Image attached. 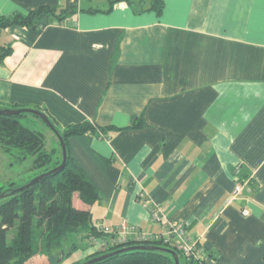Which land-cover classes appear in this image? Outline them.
<instances>
[{
  "label": "crops",
  "instance_id": "obj_1",
  "mask_svg": "<svg viewBox=\"0 0 264 264\" xmlns=\"http://www.w3.org/2000/svg\"><path fill=\"white\" fill-rule=\"evenodd\" d=\"M131 1L0 0V18L76 11L0 31L13 48L0 107L40 110L61 132L116 129L68 141L102 195L84 207L98 242L123 222L163 234L149 202L185 225L205 264H264V0H163L161 14ZM88 243L69 264L97 252Z\"/></svg>",
  "mask_w": 264,
  "mask_h": 264
},
{
  "label": "trees",
  "instance_id": "obj_2",
  "mask_svg": "<svg viewBox=\"0 0 264 264\" xmlns=\"http://www.w3.org/2000/svg\"><path fill=\"white\" fill-rule=\"evenodd\" d=\"M121 1L133 4L131 0H109L110 9ZM163 8V0L152 3L151 9L159 14ZM74 13L75 10L67 13L54 7H41L27 15L17 13L11 17H1L0 31L11 26L37 27L43 16L55 17L59 22H63L68 15ZM12 52V44L2 43L0 37V65ZM26 116L38 119L46 125L30 113L0 114V154L12 157V163H23L31 159V170L37 172V177L60 166L63 162V152L58 138L61 157L57 159V149L48 152L45 147V135L21 123L20 119ZM52 123L57 128L54 121ZM144 126L142 121H136L128 130ZM114 131L116 129L113 127H96L90 122L69 126L63 132L59 131L67 147V164L61 171L46 176L20 191L15 192L22 187L15 183H10L9 189L0 188V194H5L0 200V264H56L62 252L71 256L85 249L86 241L101 236L94 225L92 212L83 206L94 205L102 199V195L71 156L68 141L73 136L88 132H99L101 136L109 138ZM55 159L56 163L50 168ZM76 198L82 207L77 205ZM36 229L41 230L40 248H34ZM10 231H14L11 242L8 240ZM66 245L69 247L67 253ZM134 245L147 248L123 252L94 264H176L174 256L163 249L175 251L180 264H205L202 258L187 260L175 247L155 240L130 242L106 251H97L86 261ZM58 251L61 252L58 254Z\"/></svg>",
  "mask_w": 264,
  "mask_h": 264
},
{
  "label": "built area",
  "instance_id": "obj_3",
  "mask_svg": "<svg viewBox=\"0 0 264 264\" xmlns=\"http://www.w3.org/2000/svg\"><path fill=\"white\" fill-rule=\"evenodd\" d=\"M236 172L239 173L240 171L237 170ZM242 188V184L236 185L234 196H237ZM150 205L149 202L146 203V206L150 207L152 220L164 227L163 234H148L136 225L123 222L114 228H108L107 235L111 236L109 239L98 242L97 238L93 237L91 239L92 246H95L97 251H106L130 242L155 240L163 241L164 244L175 247L187 260L205 259L204 248L191 240L183 223L171 221L162 210L154 209ZM243 214L248 215V211L245 210Z\"/></svg>",
  "mask_w": 264,
  "mask_h": 264
},
{
  "label": "rangeland",
  "instance_id": "obj_4",
  "mask_svg": "<svg viewBox=\"0 0 264 264\" xmlns=\"http://www.w3.org/2000/svg\"><path fill=\"white\" fill-rule=\"evenodd\" d=\"M102 4L103 2L100 1ZM98 2V6H102ZM18 109H31V108H18ZM21 123L29 128H32L33 130L42 132L45 135L46 141H45V147L48 152H52L53 150L57 149V154L56 156L61 157V154L59 152V144H58V139L54 135V133L46 126L44 125L40 120L34 119L31 116H26L20 119ZM0 188L2 187L3 189H9L10 183H15L16 185H21L24 186L28 182H30L32 179L35 178V175L37 172L31 170L32 166V160L28 159L26 162L23 163H12L13 158L12 157H7L5 155L0 154ZM56 163V159L53 161V164L50 165V168L53 167V165ZM75 201L79 203V199L76 198ZM82 205V204H81ZM83 206V205H82ZM86 206V205H85ZM83 206V207H85ZM41 230L36 229L35 230V235H34V248H40L42 247V238H41ZM14 236V231H10L9 233V242H11L12 237ZM88 242V241H86ZM88 245L91 246L90 243ZM97 246V245H96ZM94 247V246H91ZM66 253L69 251V247L66 245L65 246ZM61 251H58V254ZM72 256V255H71ZM70 255H64L63 259L61 262H58L56 264H69V259H71Z\"/></svg>",
  "mask_w": 264,
  "mask_h": 264
},
{
  "label": "water",
  "instance_id": "obj_5",
  "mask_svg": "<svg viewBox=\"0 0 264 264\" xmlns=\"http://www.w3.org/2000/svg\"><path fill=\"white\" fill-rule=\"evenodd\" d=\"M22 113H30L32 115H35L36 117H38L39 119H41L50 129L51 131L57 136V138L60 141L61 147H62V152H63V162L61 163L60 166H58L57 168L53 169L50 172L41 174L37 177H35L34 179H32L30 182H28L26 185L18 188L15 190L16 191H20L23 190L25 188H28L30 186H32L33 184H36L37 182H39L40 180H42L44 177L49 176L53 173L59 172L61 171L67 164V147H66V143L65 140L63 138V136L60 134L59 130H57V128L55 127V125L52 123L51 119L48 117V115H46L45 113H43L40 110L37 109H11V108H0V114L1 115H18V114H22ZM5 196V194H0V200ZM146 246H141V245H134V246H129L123 249H119L117 251L102 255L100 257H96L94 259H91L89 261L83 262L81 264H94L98 261L107 259L109 257H112L114 255L123 253V252H127V251H131V250H140V249H146ZM163 249V248H161ZM166 250L167 252L171 253L174 256L175 259V263L176 264H180V259L179 256L177 255V253L173 250H168V249H163ZM64 257V252H62L60 258L58 259V262H61L62 259Z\"/></svg>",
  "mask_w": 264,
  "mask_h": 264
}]
</instances>
